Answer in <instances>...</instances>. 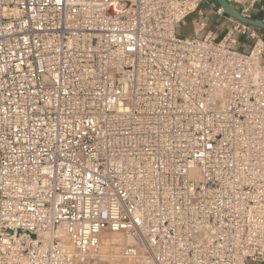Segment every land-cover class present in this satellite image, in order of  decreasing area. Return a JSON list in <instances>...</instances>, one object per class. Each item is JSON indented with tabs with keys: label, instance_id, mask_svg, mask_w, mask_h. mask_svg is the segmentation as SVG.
Wrapping results in <instances>:
<instances>
[{
	"label": "built area",
	"instance_id": "obj_1",
	"mask_svg": "<svg viewBox=\"0 0 264 264\" xmlns=\"http://www.w3.org/2000/svg\"><path fill=\"white\" fill-rule=\"evenodd\" d=\"M206 3L0 0V264H84L104 230L129 264L264 262V40L179 34Z\"/></svg>",
	"mask_w": 264,
	"mask_h": 264
},
{
	"label": "bare ground",
	"instance_id": "obj_2",
	"mask_svg": "<svg viewBox=\"0 0 264 264\" xmlns=\"http://www.w3.org/2000/svg\"><path fill=\"white\" fill-rule=\"evenodd\" d=\"M118 241L124 247L129 239L123 232L102 231L97 248L87 253L84 264H129V260L118 252Z\"/></svg>",
	"mask_w": 264,
	"mask_h": 264
},
{
	"label": "rangeland",
	"instance_id": "obj_3",
	"mask_svg": "<svg viewBox=\"0 0 264 264\" xmlns=\"http://www.w3.org/2000/svg\"><path fill=\"white\" fill-rule=\"evenodd\" d=\"M215 5H216V3L214 0H207V3L204 5L207 8L206 9L207 12L204 13L203 18L200 19L199 15L197 16L195 14L188 17V19H186L184 21L183 25H181V27H179L177 29L178 33L181 35H184V33L187 30H190L191 32L195 31V32H198L199 34H203L204 32H207L209 29H211V30H213L214 33H217L219 37L223 36V34L228 30V28H231L232 22L229 21L225 17L226 16L225 14L216 15L214 13V6ZM205 7H204V9H205ZM204 9H203V11H205ZM209 14L214 16V22L213 23H210V21L208 19H206V17H209ZM195 17H197V18H195ZM203 23H205L204 27H202ZM235 48L237 49L236 45H235ZM120 241H121V239H120ZM122 245H123L122 242L118 245V247H117L118 252L122 251V249H123Z\"/></svg>",
	"mask_w": 264,
	"mask_h": 264
},
{
	"label": "water",
	"instance_id": "obj_4",
	"mask_svg": "<svg viewBox=\"0 0 264 264\" xmlns=\"http://www.w3.org/2000/svg\"><path fill=\"white\" fill-rule=\"evenodd\" d=\"M214 1L216 5L219 8H221V10L226 16L238 22L249 25L253 28L264 30L263 20H258L252 17L244 16L240 11H238L234 6H232L227 0H214ZM110 11L113 12V8H111Z\"/></svg>",
	"mask_w": 264,
	"mask_h": 264
},
{
	"label": "crops",
	"instance_id": "obj_5",
	"mask_svg": "<svg viewBox=\"0 0 264 264\" xmlns=\"http://www.w3.org/2000/svg\"><path fill=\"white\" fill-rule=\"evenodd\" d=\"M207 8L205 7V11H204V13L205 12H207V10H206ZM198 16V15H197ZM259 17V18H261L263 21H264V12H259V13H254L253 15H252V17ZM254 17V18H255ZM195 18H197V17H195ZM199 18L200 19H202L203 18V15L202 16H199ZM206 19H208L209 21H210V23H213L214 22V16H212L211 14H209V17H206ZM181 25H183V24H181ZM181 25L179 26V27H181ZM178 27V28H179ZM223 30V29H222ZM194 32V31H193ZM193 32H191L190 30H187L184 34H188V33H193ZM260 32V31H259ZM261 33V35H262V37H263V40H264V31L263 32H260ZM250 44H251V41L249 40V39H247V38H245V37H239L238 39H237V44H236V47H237V49H239V50H247L248 48H249V46H250ZM250 264H264V262H253V263H250Z\"/></svg>",
	"mask_w": 264,
	"mask_h": 264
},
{
	"label": "trees",
	"instance_id": "obj_6",
	"mask_svg": "<svg viewBox=\"0 0 264 264\" xmlns=\"http://www.w3.org/2000/svg\"><path fill=\"white\" fill-rule=\"evenodd\" d=\"M255 17V16H254ZM255 19H258V20H262L261 18H259V17H255ZM257 30H259L260 32H263L264 30H260V29H257Z\"/></svg>",
	"mask_w": 264,
	"mask_h": 264
}]
</instances>
